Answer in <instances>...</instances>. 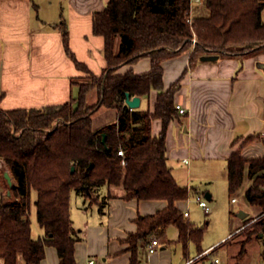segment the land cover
Masks as SVG:
<instances>
[{"label": "trees", "instance_id": "trees-1", "mask_svg": "<svg viewBox=\"0 0 264 264\" xmlns=\"http://www.w3.org/2000/svg\"><path fill=\"white\" fill-rule=\"evenodd\" d=\"M201 5L205 13L194 16L190 24L186 20L190 0H108L103 10L92 15V31L104 39L106 67L99 75L75 58L66 24H56L65 53L88 72L89 80L79 83L77 96L61 104L0 107L2 264H17L18 256L26 264L37 263L44 258L46 245L55 247L59 264H76L74 244L79 236L70 216L71 194L92 200L104 185L121 188L126 199L168 201L166 208L136 218V230L125 238L130 251L127 264H139V242L169 224L177 226V240L184 245L193 241L202 251L205 225L194 224L176 206L191 192L177 183L167 163L166 129L178 113L174 95L179 80L164 88L161 61L185 50H191L192 65L205 53H264V0H204ZM142 56L150 58L147 72L128 69L116 73L118 66ZM93 90L97 101L89 103ZM151 90H156L152 110L130 108L125 103L127 93L142 96ZM101 107L115 108L117 120L93 129L92 117ZM155 118L161 120V129L152 135ZM254 137L246 136L242 143ZM246 178L249 183L244 195L257 213L255 218H243L244 224L254 220L244 228L238 257L245 253L247 242L264 234V155L245 158L237 148L226 161L228 191L235 192ZM32 190L36 192L37 223L43 229L37 237L32 235L28 216Z\"/></svg>", "mask_w": 264, "mask_h": 264}, {"label": "crops", "instance_id": "crops-1", "mask_svg": "<svg viewBox=\"0 0 264 264\" xmlns=\"http://www.w3.org/2000/svg\"><path fill=\"white\" fill-rule=\"evenodd\" d=\"M107 2L0 0V107L17 109L61 104L77 96L79 83L89 80L88 72L78 68L65 53L62 35L56 26L60 22L66 24L69 46L75 58L90 72L99 75L106 67L104 39L93 33L92 15L103 10ZM198 6L195 4L192 9L194 16L196 11L203 10ZM190 51H182L161 61L164 88L179 80L174 100L186 109L185 113L178 112L167 125L165 153L177 183L188 187L191 193L205 196L208 192L210 198L206 199L214 205V188L210 181H206L208 185L201 189L199 183L208 177L204 173L200 175L198 170L226 162L237 148L245 158L264 155V53L242 56L205 53L192 65L189 62ZM213 55L216 58H205ZM128 69L137 74L145 73L150 69V58L142 56L133 63L122 64L116 68V73L123 74ZM139 97L137 108L152 110L156 90ZM104 113L113 119L96 127L92 125L93 129L117 120L115 108H107ZM160 129L161 120L152 119V135ZM249 135L256 137L243 144ZM173 161L176 162L173 164ZM96 195L99 199L89 200L88 206L84 201L79 218L72 215L70 207V216L79 236L74 244L76 264H127L130 251L125 238L136 230V218L166 208L168 201L126 199L121 188L106 185L100 187ZM176 206L183 211L185 200L176 202ZM252 212L251 216L255 218L257 211L254 206ZM243 218L234 228V216L229 214L225 233L201 246L202 251L211 249L208 255L199 257L202 251L193 241L188 240L184 245L177 240L176 225L158 227L139 242V264H208L206 257L212 255L218 246L240 235L244 228ZM188 219L192 221L190 211ZM42 231L37 229L36 234L40 232L38 236H41ZM152 239H156L158 244L153 252H148L147 245ZM44 250V258L31 264H59L54 246L46 245ZM214 258L218 261L214 262ZM239 261L227 264H238ZM219 263L220 258L214 256L209 264ZM17 264H26L22 256H18Z\"/></svg>", "mask_w": 264, "mask_h": 264}, {"label": "rangeland", "instance_id": "rangeland-1", "mask_svg": "<svg viewBox=\"0 0 264 264\" xmlns=\"http://www.w3.org/2000/svg\"><path fill=\"white\" fill-rule=\"evenodd\" d=\"M203 5H199L197 8L201 9ZM193 6V10H194ZM192 10V11H193ZM202 13H205V9L203 8L202 11H199L195 13L196 15H200ZM194 11L191 12V18L194 17ZM193 37H195V33L193 31ZM192 37V38H193ZM191 49V48H190ZM91 93L93 95H91ZM88 96V102L94 103L97 101V94L96 90H93ZM107 109L105 107L99 108L98 112L96 113L95 117L92 120L93 127H96L99 123H102L104 121H111L113 119L112 116L108 115V113H104V110ZM173 161L172 163L174 164ZM1 165V164H0ZM203 168V166H200ZM180 173L182 171H179ZM200 175L204 173L205 177H208V180H205V182L199 183V186L203 190L205 186L208 185L206 181H210L211 186L214 188V192L216 194L214 205H212V202H208L210 206V210L208 213H205L201 207L197 205L195 200L193 198H190L188 200V209L191 212V220L200 224L205 225V228L203 230V236L202 240L200 242L201 246H204L221 235L225 233V231L228 228L229 225V219L228 216L231 214L234 216V228L239 226L241 223V218L238 216L239 210H243L245 212H249L248 216H250L252 212L251 204H248L245 195L244 190L247 187L249 181L248 179H244V182L242 185L233 193H230L228 191V183L226 179V162L217 163L216 165L210 164V166L203 171H199ZM4 186L0 183V194L3 191ZM114 188V187H113ZM231 197H234V202L231 201ZM36 199V192L35 190L31 191V198L29 202V212L28 216L31 221V227L32 232L34 236H38L36 234L37 229L40 230L41 227H39L36 219V206L35 201ZM99 199V195H94L92 200ZM84 201L86 202V206H88L89 199H85L83 195H77L76 193L71 194L70 198V207L72 210V215L79 218L82 206ZM233 205V206H230ZM229 208H232V210H229ZM254 220V219H253ZM253 220L250 222L244 224V228H246ZM75 221H78L75 219ZM246 226V227H245ZM242 230V232L237 235H235L233 238L230 239V242L227 244L224 243L216 248V251L212 253V255L206 257V262L209 264L211 263V260L214 256H217L220 258L219 264H227V263H235L239 261L238 252L240 250L241 242L245 238V230ZM41 230H43L41 228ZM248 229H246L247 231ZM43 232V231H42ZM246 252L243 255L242 259H240L238 264H264V235L263 236H255L253 237L252 241H250L248 244L245 245ZM194 250L196 252V248L194 247ZM0 262L2 260L0 259Z\"/></svg>", "mask_w": 264, "mask_h": 264}, {"label": "built area", "instance_id": "built-area-1", "mask_svg": "<svg viewBox=\"0 0 264 264\" xmlns=\"http://www.w3.org/2000/svg\"><path fill=\"white\" fill-rule=\"evenodd\" d=\"M203 1H204V0H190L191 7H190L189 15H188V17H187V19H186V20L188 21V23L191 24V22H192L191 12H192L193 6H194L195 4H197V5H201V4L203 3ZM190 16H191V17H190ZM191 41H192V43L194 44V43H195V37H193V38L191 39ZM175 107L177 108V110H178L179 113H185V112H186V109H185L184 107H182L179 103H175ZM117 153H118L119 155H123V153H122L121 150H118ZM122 162H123V160H122ZM190 198H193V199L195 200V202L197 203V205H198L199 207H201L205 213H208V212H209V210H210V206H209V204H208V201H207L206 197H205L202 193H190V194L187 196V198L185 199V208L183 209V216H185V217H188V216H189V209H188L187 205H188V200H189ZM234 199H235V198H233V200H234ZM157 244H158V243H157V240H156V239H152V240L148 243V245H147V250H148V252H153V251L156 249ZM210 249H211V248L206 249V250L200 252V253L198 254L197 257L202 256V255H208V254L210 253ZM217 261H218V259H217V258H214V262H217ZM90 262H92V261H90Z\"/></svg>", "mask_w": 264, "mask_h": 264}, {"label": "water", "instance_id": "water-1", "mask_svg": "<svg viewBox=\"0 0 264 264\" xmlns=\"http://www.w3.org/2000/svg\"><path fill=\"white\" fill-rule=\"evenodd\" d=\"M205 58L207 59H213L216 58V56H205ZM125 103L130 107V108H137L139 106L140 103V97L139 96H130L128 93L126 94V98H125ZM104 134H103V138H104ZM71 169H73V167H71ZM4 176L7 179L8 183L11 184V177L9 175V173L7 171L4 172ZM205 197L207 199L210 198V194L208 192H205ZM247 215V212L240 210L238 212V216H240L241 218L245 217ZM262 235V234H261Z\"/></svg>", "mask_w": 264, "mask_h": 264}]
</instances>
